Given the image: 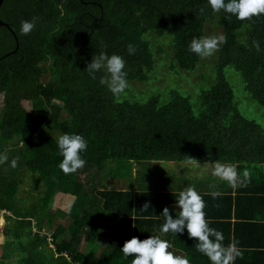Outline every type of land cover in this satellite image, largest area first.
I'll return each instance as SVG.
<instances>
[{
    "label": "trees",
    "instance_id": "1",
    "mask_svg": "<svg viewBox=\"0 0 264 264\" xmlns=\"http://www.w3.org/2000/svg\"><path fill=\"white\" fill-rule=\"evenodd\" d=\"M0 17L19 39L16 53L5 57L16 50V41L8 28L0 27V154L8 157L0 163V210L11 213L2 232L7 240L0 264H132L121 247L134 236L149 235L168 240L175 255L185 251L190 264H211L186 233L159 231L164 223L160 214L174 205L180 191L142 186L135 191L130 168L128 189L116 184L109 189L102 174L111 160L137 163L141 171L154 162L235 166L243 182L250 183L238 187L254 194L253 207L245 216L241 210L247 207L238 204L239 218L228 223L236 236L229 235L224 243L237 242L242 257L235 264H259L257 254L264 250L248 220L255 218L250 220L264 227V207H256L257 201L264 202V13L241 21L213 12L207 0H5ZM34 17L36 28L19 35L21 21ZM216 29L225 42L217 50L216 82L199 95L198 114L190 98L175 90H170L168 103L157 96L146 103L119 101L121 95L100 83L105 73L93 79L86 72L93 56L116 54L126 62L128 83H146L156 66L153 47L169 57L173 50L171 69L194 71L200 56L189 51L192 39ZM159 38L168 39L159 43ZM229 67L241 74L247 96L262 109L260 121L237 107L226 77ZM65 133L80 134L88 142L81 153L85 166L68 175L58 167L63 157L57 140ZM13 159L16 168L10 166ZM25 176L32 180L30 194L39 189L30 204L17 195ZM202 189L198 192L206 207L212 199L232 207L230 195ZM60 194L73 199L68 210L52 207ZM145 202L151 203L147 211L142 210ZM104 224L114 230L107 245L98 242ZM216 226L210 221V227Z\"/></svg>",
    "mask_w": 264,
    "mask_h": 264
},
{
    "label": "clouds",
    "instance_id": "2",
    "mask_svg": "<svg viewBox=\"0 0 264 264\" xmlns=\"http://www.w3.org/2000/svg\"><path fill=\"white\" fill-rule=\"evenodd\" d=\"M212 11H221L235 16L243 21L254 15L264 13V0H207ZM36 19L23 20L20 23L19 35L27 36L36 28ZM225 42L223 35L202 36L193 38L189 51L200 57L211 56L218 46ZM257 50H261L260 42L256 41ZM129 51H132L129 45ZM126 62L120 55L93 56L87 65L86 72L93 78L97 73H105L100 83L107 85L108 90L114 96H120L128 88ZM88 146L87 140L80 134L65 133L58 137L57 147L59 154L63 157L59 163V169L65 174L76 173L83 168L86 160L82 158ZM6 155L0 154V163L7 161ZM12 168L17 167V160L11 161ZM203 166H208L206 163ZM212 176L220 181L227 182L231 187L241 186L243 180L235 166L220 161L211 162ZM248 177V173H243ZM151 207L150 202H145L142 210L147 211ZM206 205L203 197L193 186H188L178 193L174 205L164 207L160 214L164 223L159 231L162 234L171 233L174 236H182L185 233L189 240L194 241L197 252L206 256L211 264H235L237 258L242 257V252L237 242H230L225 245V236L222 231L210 227V221L206 219L204 211ZM5 211V210H1ZM0 215V229L3 232L6 226L7 217L10 212ZM168 240L162 239L160 235H149L144 239L132 237L125 241L120 251L125 258L131 256L132 264H190V261L183 256L175 255L169 251Z\"/></svg>",
    "mask_w": 264,
    "mask_h": 264
},
{
    "label": "rangeland",
    "instance_id": "3",
    "mask_svg": "<svg viewBox=\"0 0 264 264\" xmlns=\"http://www.w3.org/2000/svg\"><path fill=\"white\" fill-rule=\"evenodd\" d=\"M213 35H223L222 31H212L208 33V36ZM168 38H159L158 41L164 42ZM165 47V46H164ZM154 59H156V66L154 72L150 74L149 80L146 83L140 84L139 82H129L128 88L125 90L124 93L121 94V98L119 101H123L124 98L134 99L136 101H142V103H146L150 101L151 97L157 96L161 100L162 103H168L172 98L169 96L170 90H175L179 92V94L190 98L191 104L193 107V111L195 114H198L200 111V104H199V95L202 91L210 89L216 82V66L218 63V54L217 50L208 57H200V62L197 64V67L194 71H183L177 67L175 69H171L170 66L174 62V52L172 50V55L170 57L167 55V52L163 54H158L156 47L154 48ZM170 54V53H169ZM226 77L229 81L234 94H235V102L238 105L237 107L241 111L242 114L257 118L258 121L261 120L262 116V109L258 105L256 101L251 99L247 96L244 90L243 79L240 73L236 72L233 68L229 67L226 70ZM2 104H3V97L0 96V116L2 114ZM27 107L29 103H24ZM118 161L111 160L105 164V169L102 174V181L104 184L107 185L109 189L115 187L117 188H126L128 189V185L130 182L127 183L128 179V170L130 168V173L134 181L138 178V171L142 170V166L138 165L137 163H127L121 162L118 164ZM153 165L150 166L146 164V180L145 182L148 184V189H151L152 185L155 182H160L163 179L165 182L169 183L163 185L160 188L168 189L172 185L178 188L185 179L189 178V173L194 170L191 168V164L200 165L203 163L199 162H155L152 163ZM199 167L198 169H200ZM155 170L156 172L153 173L152 171ZM249 173V171H248ZM161 176V177H159ZM37 180V178H36ZM133 181V183H134ZM32 180L30 177L25 176V179L22 184H20L19 190L17 195L19 197L29 198V204L32 200L36 199L38 196L39 189H32L31 194L30 186ZM134 185V184H133ZM120 186V187H119ZM106 187V188H107ZM136 187V186H135ZM107 188V189H108ZM136 189V188H134ZM29 191V192H28ZM32 197H31V196ZM33 198V199H32ZM73 199L70 196L60 194L58 195L52 203L53 208H59L62 210H68ZM7 215V214H6ZM2 220V219H1ZM0 220V221H1ZM58 222H62V219L59 218ZM6 223V220H5ZM66 224V223H64ZM51 230H55L57 228L56 225L52 226ZM113 229L104 224L101 230L102 238L98 239V242H103L104 245H107L108 242L111 240ZM35 232V229H34ZM10 240L13 239L12 236H7ZM6 236L3 235L0 229V260L4 251V243L6 241ZM51 238L49 237L48 241L51 242ZM48 247V246H47ZM8 264V263H7Z\"/></svg>",
    "mask_w": 264,
    "mask_h": 264
},
{
    "label": "crops",
    "instance_id": "4",
    "mask_svg": "<svg viewBox=\"0 0 264 264\" xmlns=\"http://www.w3.org/2000/svg\"><path fill=\"white\" fill-rule=\"evenodd\" d=\"M155 163V162H154ZM162 163V162H160ZM173 163V162H169ZM200 164V163H199ZM194 170H192V173H189L190 171L187 170V173L189 174V178L185 179L183 183L178 187H174L173 185L168 188V189H163L160 188L163 185H166L169 183L165 182L163 179H161L160 182H155L154 185H152L151 189H148V184L145 182L146 180V167H144L143 171L139 170L138 171V178L136 181H134L133 185V190H138L140 186L144 187L147 191H182L188 186H193L196 188L197 191L204 190L207 193H214V194H225L223 197L226 196H231L232 197V207H221L220 203L216 199H212L208 202L205 213L208 215L206 217L207 220H210L212 223L215 222L218 226L215 227V229L220 230L223 232L225 239L229 235H234L236 236V233L233 231L230 234V228L228 223L235 222L239 217L237 216V211L241 209V207L238 206V204L243 205L247 207V210H241L243 215L245 216H250L253 204H252V196L254 195L253 193H248V192H241V189L239 187L233 188L231 187L227 182L225 181H220L217 178L212 176V167L211 165L208 166H203L204 164L196 165V164H191ZM201 167L200 169H198ZM153 173L156 171L153 170ZM161 177V176H159ZM132 178V176H131ZM133 179V178H132ZM244 181V180H243ZM243 186H250L249 181L248 182H243ZM136 186V187H135ZM136 188V189H134ZM201 188V189H200ZM258 194V193H257ZM226 205V204H224ZM256 207L261 208L264 207V202L263 201H257L256 202ZM257 208L254 207V211L256 212ZM254 212V213H255ZM250 219H255V218H250L249 217V224L254 225L253 230L257 231V237H258V248H261L264 245V227L261 228L260 223L258 224L257 220H250ZM261 221V220H260ZM258 224V225H257ZM264 224V223H263ZM213 225V224H212ZM235 226V225H234ZM259 226V227H258ZM213 228V227H212ZM243 230V228H240ZM245 229V228H244ZM250 230H248L249 232ZM247 232V233H248ZM248 235L243 232L242 233V238H245ZM249 241V238H248ZM256 244V241H255ZM171 248V245H170ZM176 254H178V251H175ZM182 256L187 257V253L185 251L179 252ZM256 260L259 264H264V254H257ZM240 262H243L242 260ZM251 264V263H250Z\"/></svg>",
    "mask_w": 264,
    "mask_h": 264
},
{
    "label": "water",
    "instance_id": "5",
    "mask_svg": "<svg viewBox=\"0 0 264 264\" xmlns=\"http://www.w3.org/2000/svg\"><path fill=\"white\" fill-rule=\"evenodd\" d=\"M4 1H5V0H0V9H1L2 4H3ZM2 26L6 27V28H8V29L10 30V32L14 35V37H15V41H16V50H15L14 52H11V53H8V54L5 55V57H8V56H10L11 54L16 53V51L18 50V48H19V39H18L17 35L15 34V32L13 31V29H11L10 25H9L8 23L4 22V21L1 19V17H0V27H2ZM3 58H4V57H3ZM13 224H14V220L12 219L11 222H10V227H12ZM44 251L50 253V252H51V248L45 246V247H44Z\"/></svg>",
    "mask_w": 264,
    "mask_h": 264
},
{
    "label": "built area",
    "instance_id": "6",
    "mask_svg": "<svg viewBox=\"0 0 264 264\" xmlns=\"http://www.w3.org/2000/svg\"><path fill=\"white\" fill-rule=\"evenodd\" d=\"M7 212L0 210V215L6 214Z\"/></svg>",
    "mask_w": 264,
    "mask_h": 264
}]
</instances>
